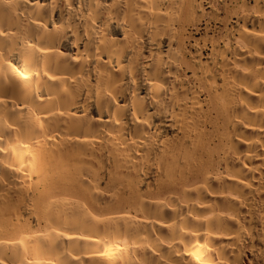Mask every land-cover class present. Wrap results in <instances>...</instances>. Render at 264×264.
<instances>
[{
    "label": "bare ground",
    "instance_id": "bare-ground-1",
    "mask_svg": "<svg viewBox=\"0 0 264 264\" xmlns=\"http://www.w3.org/2000/svg\"><path fill=\"white\" fill-rule=\"evenodd\" d=\"M0 264H264V0H0Z\"/></svg>",
    "mask_w": 264,
    "mask_h": 264
}]
</instances>
